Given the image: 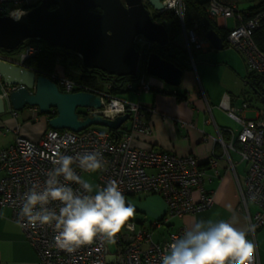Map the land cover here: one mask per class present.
Wrapping results in <instances>:
<instances>
[{
	"label": "built area",
	"instance_id": "obj_1",
	"mask_svg": "<svg viewBox=\"0 0 264 264\" xmlns=\"http://www.w3.org/2000/svg\"><path fill=\"white\" fill-rule=\"evenodd\" d=\"M39 2L40 0H0V15L10 16L13 9L23 8L27 11ZM164 4L160 13L171 9L180 19L182 18L184 8L182 0H164ZM208 12L213 19L229 16L236 18L235 27L227 30L226 44L243 56L248 72L263 73L264 54L258 49L251 35L259 25L264 12H257L246 18L240 14L235 0L230 2L209 0ZM183 34L185 49L191 61L194 51L210 46L209 40L198 30L197 24L188 30L183 28ZM141 38L143 37L136 38V45L140 51L149 49L154 44L146 40L145 45L141 46ZM42 50V44L38 39H28L23 42L21 50L15 54L16 58L0 52V59L24 64L27 59L41 53ZM51 79L56 82L61 91H79L76 90L79 88L101 96L102 107L100 109L84 108L83 112L86 116L99 114L113 119L118 115L129 113V118L116 130L115 137L110 131L98 126H90L79 132L49 128L37 141L18 135L11 145L0 148V169L4 172L0 179V209L2 207L11 209V219L20 226L26 240L36 251L37 264H159V257L168 245L181 236L187 228L177 226L161 234L163 237L161 242L154 241L153 231L166 225L171 218L194 214L211 206L213 196L205 189V182L211 176H219L215 156L208 157L207 166L204 167L198 157L193 154L179 155L172 151L135 148L131 145V140L136 132L144 135L152 132L142 105L111 95L109 83H105L103 90L97 91L76 84L58 71L51 75ZM18 87L19 85L6 84L0 75L2 98H8L9 94ZM126 89L135 92L151 89L146 81L144 69L135 81H129L126 84ZM167 91L177 94L175 89ZM146 107L147 113L154 111L152 106ZM218 107L240 125V130L236 134L231 133L227 141L221 135L223 129L218 132L217 137L204 135L202 138L206 140L211 137L214 141L220 142L226 169L235 176L240 209L246 217L247 225L255 226L248 238L255 244L254 264H260L256 233L264 224V106L257 110L255 117L246 118L243 111L249 107V102L244 100L240 106L236 107L232 104V96L225 92ZM207 109L209 110L210 107L207 106ZM110 112L113 115L110 116ZM55 113V109L50 108L46 115L50 118ZM57 149L68 154L85 150L101 151L106 161V169L102 173L94 174L95 184L104 185L107 181L115 180L123 190L125 198L137 193L159 195L166 204L165 214L153 220L149 229L129 219L132 227L130 229L125 227L116 234L112 242L113 252L109 249V241L103 238L94 239L91 244L81 246L74 252L57 249L52 243L53 229L51 227H21L16 215L20 194L27 190L32 181L43 182L46 170L52 166L50 157L55 155ZM230 151L236 153L240 162L246 165L243 182L237 178L235 162L230 156ZM208 168L212 169L211 174H208ZM253 196H255L254 200ZM251 207H254L253 211Z\"/></svg>",
	"mask_w": 264,
	"mask_h": 264
},
{
	"label": "crops",
	"instance_id": "obj_2",
	"mask_svg": "<svg viewBox=\"0 0 264 264\" xmlns=\"http://www.w3.org/2000/svg\"><path fill=\"white\" fill-rule=\"evenodd\" d=\"M259 1L261 0H235L240 14L244 16L248 15L251 8ZM214 22L224 31L234 28L237 24L233 16L216 17ZM180 36L185 38L183 30L178 35ZM10 56L16 58L15 54ZM185 64V67L181 66L182 79L178 86H171L155 76L145 75L146 81L151 86L150 90L142 92L127 90L118 96L125 101L128 99L142 105L143 112L152 127L149 135L136 132L131 145L140 149L172 151L179 155L193 154L198 157L201 164L206 163L208 157L212 155L216 158L219 176H211L205 182V189L213 196L211 206L194 214L171 218L166 225H163L166 232L177 226L188 228L195 218L228 219L233 215L238 218L236 226L245 227L247 221L240 209L235 176L226 169L220 142L211 138L219 136L218 132L222 129L229 130L225 133L221 131L223 139L227 141L231 133L236 134L240 130V125L218 107L225 92L232 96V104L236 107L244 100L249 102V108L243 111L244 116L248 109L251 110L248 93L250 86L246 80L248 71L244 58L227 44L221 49H215L210 43L209 47L194 51L193 60ZM59 67L63 70L61 65H57V71H60ZM172 89L177 91L176 95L167 91ZM146 106H152L154 111L147 113ZM207 106L210 107L209 110ZM262 107L260 104L256 109ZM256 113L257 111L254 117ZM48 118L33 106H26L18 111L6 106L5 111L0 114V148L11 145L18 135L37 141L50 128ZM208 118L211 119L207 122ZM204 135L211 137L204 140L202 138ZM234 155L236 159L230 154L235 162L237 178L243 182L246 165L240 162L236 153ZM207 172L211 174L212 169L208 168ZM3 175L4 172L0 169V179ZM126 201L133 203L136 210H140L139 212L143 211L144 216L135 212L130 220L136 221L139 226L146 229L150 228L151 223L145 224V213L153 216L154 219H159L166 211L164 199L156 194H146L143 201L127 196ZM227 205L232 206L231 212ZM251 210L253 211L254 207H251ZM256 242L259 263L264 264V224L257 230ZM0 264H37L36 251L26 240L20 226L11 219L9 207L0 209Z\"/></svg>",
	"mask_w": 264,
	"mask_h": 264
},
{
	"label": "water",
	"instance_id": "obj_3",
	"mask_svg": "<svg viewBox=\"0 0 264 264\" xmlns=\"http://www.w3.org/2000/svg\"><path fill=\"white\" fill-rule=\"evenodd\" d=\"M164 6V0H40L19 21L0 15V48L14 50L28 39H38L76 53L79 66L112 76H135L145 59L147 75L178 86L183 72L179 66L136 45L138 36L161 47L169 43L166 26L153 20ZM205 36L213 48H223L214 30ZM0 75L6 84L19 85L8 98L0 96V114L6 106L15 111L33 106L42 114L54 108L55 115L48 118L50 128L75 132L90 126L117 130L129 118V113L113 119L99 114L81 118L77 108L102 107L99 94L61 91L51 78L25 64L0 59Z\"/></svg>",
	"mask_w": 264,
	"mask_h": 264
},
{
	"label": "clouds",
	"instance_id": "obj_4",
	"mask_svg": "<svg viewBox=\"0 0 264 264\" xmlns=\"http://www.w3.org/2000/svg\"><path fill=\"white\" fill-rule=\"evenodd\" d=\"M25 14L20 8L9 15L19 21ZM50 160L52 166L43 182L32 181L19 196L16 215L21 227H51L53 246L67 252L98 238L114 242L116 234L132 227L129 219L136 206L126 201L118 183L94 184L83 175L106 169L101 151L68 154L57 149ZM227 208L232 211L231 205ZM237 219L235 215L228 219L195 218L168 245L159 264H254L255 244L248 236L255 226L237 227Z\"/></svg>",
	"mask_w": 264,
	"mask_h": 264
},
{
	"label": "trees",
	"instance_id": "obj_5",
	"mask_svg": "<svg viewBox=\"0 0 264 264\" xmlns=\"http://www.w3.org/2000/svg\"><path fill=\"white\" fill-rule=\"evenodd\" d=\"M182 2L184 4V8L181 19L176 12L171 9L165 10L159 15H153L154 21L163 23L166 26L169 34V43L162 47L152 44L149 49H144L146 54L154 51L161 57L172 61L180 68L181 66L185 67V62L190 63V58L186 49L175 42L178 35L182 33L183 28L188 30L192 28L194 24H197L198 30L204 34L208 30H214L221 37L225 45L227 34V31L217 27L213 17L209 14V0H182ZM93 10L99 11L98 8H94ZM257 12H264V0L255 4L251 8L249 14L245 17L247 18ZM251 36L258 49L264 54V16L261 18L259 25L252 31ZM39 41L42 44L43 50L41 53L36 54L25 61L24 64L28 68L51 78V75L57 71V65H61L63 67V74L76 84L86 86L92 90L101 91L104 89L105 83H109V93L114 96H119L120 94L126 92V84L129 81H135L139 73L143 71L144 68L145 59L142 64L139 65L138 74L135 76H112L97 69L88 70L78 65L79 56L76 53L63 48L48 45L42 40ZM22 47L23 43L14 50H4L0 48V52L6 55H14L17 54ZM72 66L74 68H72ZM246 80L250 86L248 93L252 94L256 100L264 106V72L261 74L248 72ZM76 90L80 89L76 88ZM77 112L81 118L86 117V114H84L82 110L77 109ZM101 128L110 131L114 137L117 135L116 130L104 127ZM225 132L227 131H224V133ZM202 166L206 167L207 164L204 163Z\"/></svg>",
	"mask_w": 264,
	"mask_h": 264
},
{
	"label": "rangeland",
	"instance_id": "obj_6",
	"mask_svg": "<svg viewBox=\"0 0 264 264\" xmlns=\"http://www.w3.org/2000/svg\"><path fill=\"white\" fill-rule=\"evenodd\" d=\"M150 9V12L153 14L155 11L153 10V9H151V8H149ZM175 42H176V44H178V45H180V46H182V47H184L185 48V40H184V38H181V36L180 37H178V38H176L175 39ZM145 43H146V39L145 38H141V42H140V45L141 46H144L145 45ZM60 68V67H59ZM72 68H74L73 66H72ZM58 72H60L61 74H63V71L61 70V68H60V71L58 70ZM64 75V74H63ZM146 76H149L150 77V75H147V74H145ZM249 96H250V101H251V110H249L248 109V112L245 114L246 116V118H253L254 117V114H255V112L257 111V109H256V107H259V105H260V103L256 100V98L252 95V94H250L249 93ZM127 101H129V102H133V101H130V100H128V99H126ZM133 103H135V102H133ZM249 108V107H248ZM78 110H84V108H77ZM98 127H100V126H98ZM230 154H231V156L232 157H234V159H236L235 158V155H234V152H232V151H230ZM84 175V177L86 178V179H89L92 183H94L95 184V182L93 181V176H94V174H87V173H84L83 174ZM151 195V193H143V194H139V195H129V196H131V197H133V198H136L137 200H140V201H143V199L145 198V195ZM140 210H136L135 212L136 213H139V214H141V215H143L144 216V213H143V211H141V212H139ZM145 215H146V225L148 224V223H151V222H153V220H155L154 219V217L153 216H151V215H149L148 213H145ZM133 217H131V219H132ZM166 231H165V226H163L162 228H160V229H157V230H154L153 231V239H154V241H156V242H161L162 240H163V237H161V235H159V234H164ZM108 245H109V249H110V251L111 252H113L114 251V244L112 243V242H109L108 243Z\"/></svg>",
	"mask_w": 264,
	"mask_h": 264
}]
</instances>
